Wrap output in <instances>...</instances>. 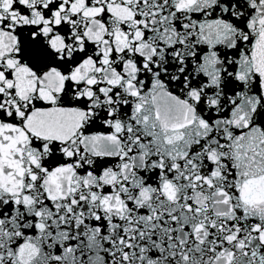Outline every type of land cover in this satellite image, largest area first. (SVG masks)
Masks as SVG:
<instances>
[{
	"label": "snow or ice",
	"instance_id": "snow-or-ice-1",
	"mask_svg": "<svg viewBox=\"0 0 264 264\" xmlns=\"http://www.w3.org/2000/svg\"><path fill=\"white\" fill-rule=\"evenodd\" d=\"M0 264H264V0H0Z\"/></svg>",
	"mask_w": 264,
	"mask_h": 264
}]
</instances>
